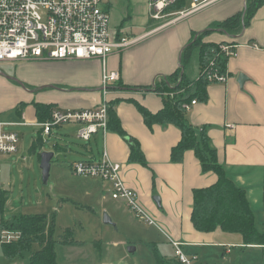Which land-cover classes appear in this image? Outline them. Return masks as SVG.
Returning a JSON list of instances; mask_svg holds the SVG:
<instances>
[{"label": "crops", "instance_id": "obj_1", "mask_svg": "<svg viewBox=\"0 0 264 264\" xmlns=\"http://www.w3.org/2000/svg\"><path fill=\"white\" fill-rule=\"evenodd\" d=\"M244 3L245 0H221L151 32L158 23L150 18L148 0H144L140 11L143 16L141 25L126 26L120 21L111 28L121 36H145L125 49L109 53L103 62L96 57L7 62L18 67L17 77L23 81L29 74L22 71L26 65L40 66L44 79L36 84L45 85L36 91L26 90L0 75V113L9 110L13 113L11 118L2 120L14 123L10 127L37 128L39 135L32 101L51 103L62 109H79L95 106L103 97L106 98L126 138L109 129L104 136L100 132L93 134L87 141V157L73 161L99 160L105 149L108 159L121 165L120 178L126 187L137 193L140 206L151 210L168 228L167 242L168 237L183 242L188 253L199 256L200 264H209L212 250L204 253L209 247L220 248L222 260L238 248L244 254V264H264V245L243 244L237 233L218 229L206 233L193 228L190 222L192 189L213 184L216 175L201 171L192 150H186L180 162H171L170 150L180 139V130L171 124H154L148 128L136 108L138 103L150 112L160 109L162 95L141 88L152 85L177 68L181 49L192 32L202 31L241 11ZM106 5L110 9L111 1L106 0ZM202 41L231 42L237 45L236 54L226 59L227 80L208 84L206 99L196 101L186 111V118L193 127L204 129L211 147L216 151L218 162L234 183L245 190L254 213L255 226L264 233V5L254 12L241 33L229 36L223 32H211ZM0 66L3 65L0 63ZM198 69L197 57L191 58L184 68L186 77L195 79ZM103 70L117 71L119 74L118 82L107 87L105 93L100 83ZM241 74L244 80L239 83ZM56 134L54 130L53 135ZM130 139L139 143L146 165L128 160ZM33 142L34 139L30 142L29 151ZM98 144H101V151L96 158L91 150ZM53 145L48 150L40 149V153L52 151L54 156L62 151V146L58 144L59 147L53 150ZM59 163L68 167L71 173V161ZM71 175L74 176L73 173ZM154 194L159 198L158 205L162 212L154 207L151 199ZM76 241L64 245L68 249L64 263L123 264L121 258L115 261L101 255H98L97 261L91 248L96 245V240L91 245L86 241ZM86 248L91 257L85 252ZM19 259H7L0 245V264H19ZM57 264L60 263L57 261Z\"/></svg>", "mask_w": 264, "mask_h": 264}, {"label": "rangeland", "instance_id": "obj_2", "mask_svg": "<svg viewBox=\"0 0 264 264\" xmlns=\"http://www.w3.org/2000/svg\"><path fill=\"white\" fill-rule=\"evenodd\" d=\"M110 26L118 25L120 21L126 26L141 25L143 16L140 14L144 0H110ZM143 1V2H142ZM190 0H185L188 7ZM168 18V17H167ZM159 21L157 20V23ZM196 56L193 55L194 59ZM0 75L9 78L12 84L20 85L23 89L36 91L37 85L43 80L44 73L38 65H26L22 71L29 73L27 79L17 77L18 67L14 64L1 63ZM16 71V72H15ZM15 79V80H14ZM44 89V88H43ZM12 111L0 113V119L11 118ZM78 124H63L55 127L58 135L38 136L37 128L25 126H9L20 137V149L16 153L0 154V189L6 192L7 201L1 213L3 219L13 220L19 215L45 214L52 225V238L55 240V253L60 264L67 258V248L61 244L64 237L72 240L86 241L98 259H122L123 264H158L160 260L168 262L173 259V249L167 242L168 228L160 222L155 214L147 207L144 209L154 223L148 224L136 216L126 205L113 199L110 195V184L99 177L71 175L68 167L60 166V161L69 163L74 159H85L87 142L77 137ZM41 137L43 148L48 150L52 144H59L62 151L56 152L50 161L49 176L45 183L41 179L39 150L29 151L31 140ZM44 138L47 141H44ZM94 156L98 157L101 144L94 146ZM26 159H22V157ZM3 184V185H2ZM152 196L154 207L162 212L161 207ZM107 215L110 223H104ZM5 233V232H4ZM128 247L135 248L127 252ZM35 248V247H32ZM220 248H212L209 264H244V254L236 248L230 256L222 260ZM90 257L91 255L85 251ZM110 253V254H109ZM197 263L199 262V256ZM116 261V260H115ZM162 262V263H163ZM19 264H28V253L18 260ZM204 264V262H201Z\"/></svg>", "mask_w": 264, "mask_h": 264}, {"label": "built area", "instance_id": "obj_3", "mask_svg": "<svg viewBox=\"0 0 264 264\" xmlns=\"http://www.w3.org/2000/svg\"><path fill=\"white\" fill-rule=\"evenodd\" d=\"M176 0H148L149 16L158 20L151 32L174 24L190 14L221 0H190L189 6L180 10L166 11ZM168 17V18H167ZM145 36L126 37L110 26V14L106 0H0V63L27 60L88 59L105 57L135 44ZM257 47L256 44H251ZM237 45L219 44V50L226 57L235 56ZM206 79L211 83H223L228 75L219 73L214 60L206 64ZM119 80L117 71L103 70L101 88L103 93ZM196 103L191 100L182 107L189 110ZM108 102L102 98L99 104L79 109L53 107L49 118L36 125L41 136L54 134V128L63 124H78L77 137L89 141L93 134L103 136L108 131ZM14 123L0 119V154L19 151V136L7 129ZM46 142L47 139L44 138ZM22 159H26L24 156ZM119 163L108 159L105 149L99 160H77L70 164L71 173L78 176L99 177L110 186L113 199L122 201L136 216L148 224L154 223L138 203L137 193L126 187L120 178ZM5 232V231H4ZM2 232L0 241L14 237ZM173 249L175 264H198V257L184 249V243L168 237Z\"/></svg>", "mask_w": 264, "mask_h": 264}, {"label": "trees", "instance_id": "obj_4", "mask_svg": "<svg viewBox=\"0 0 264 264\" xmlns=\"http://www.w3.org/2000/svg\"><path fill=\"white\" fill-rule=\"evenodd\" d=\"M262 5H264V0H245L241 11L202 31L192 32L189 41L181 49L177 68L169 75L161 76L152 85L141 88L144 91L161 94V108L156 112H150L136 103V108L148 128L154 124H171L180 130V139L170 150L171 162H180L184 152L192 150L200 164L201 171L203 173L213 172L216 175L213 184L192 189L190 222L193 228L206 233L214 232L217 229L226 233H237L241 236L243 244L246 245H264V233L255 226L254 213L246 197V192L234 183L224 167L218 162L216 151L211 147L204 129L198 130L188 122L187 110L182 107V104L189 103L191 100L204 101L206 99V87L211 83L206 79L204 71L207 62L214 60L219 73L226 71L227 57L220 52L219 44L231 42H203L202 39L216 31L229 36L241 33L243 28L248 25L254 12ZM182 8H185V0H176L166 8V11ZM193 55L197 57L199 69L197 77L190 80L186 77L184 68ZM19 105H26V103ZM31 105L38 122L47 120L50 111L55 107L51 103L35 101H32ZM107 124L109 130L126 138L111 104L108 107ZM38 136H41V133ZM33 143L30 148L32 152L40 150L44 146L41 137H38ZM58 147V144H54L53 150ZM128 160L138 162L143 166L146 165L139 143L133 139L129 140ZM7 199V190L5 192L0 189V237L4 231L14 234V237L8 241H0L3 255L9 260H13L21 258L27 252L28 264H57L54 249L55 240L52 238L53 229L47 216L42 213L21 214L13 220L5 221L1 213ZM77 242L67 237L60 240L61 244ZM162 262L160 260L158 264H175L174 260Z\"/></svg>", "mask_w": 264, "mask_h": 264}, {"label": "water", "instance_id": "obj_5", "mask_svg": "<svg viewBox=\"0 0 264 264\" xmlns=\"http://www.w3.org/2000/svg\"><path fill=\"white\" fill-rule=\"evenodd\" d=\"M15 80V79H14ZM244 80V76L241 74L239 75L238 81L239 83H242ZM53 157V152L52 151H42L40 153V169H41V179L42 182L45 183L48 179L49 176V170H50V161ZM154 199L157 201L159 204V198L158 196H154ZM103 222L104 223H110V218L105 214L103 217ZM134 248L128 247V252L133 251Z\"/></svg>", "mask_w": 264, "mask_h": 264}]
</instances>
